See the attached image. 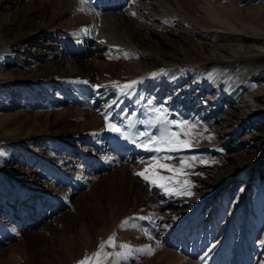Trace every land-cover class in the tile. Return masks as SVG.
<instances>
[{"label": "rangeland", "instance_id": "374dc122", "mask_svg": "<svg viewBox=\"0 0 264 264\" xmlns=\"http://www.w3.org/2000/svg\"><path fill=\"white\" fill-rule=\"evenodd\" d=\"M16 1L4 2L0 7L3 41H15L40 24L39 13H31V1L37 10L46 6L43 0ZM117 1L125 9L131 0L127 4ZM115 3L116 0L112 2ZM153 9L152 15L159 13ZM184 9L195 14L194 8ZM141 13L143 17L151 16ZM25 18L30 21L25 22ZM157 23L160 31L164 24ZM111 26L119 29L124 41L130 39L127 25ZM63 35L59 38L49 33L39 43L23 39L0 48V264H79L114 233L116 247L106 246L105 252L123 253L121 244L133 249L132 255L120 264H154L160 258V264H176L173 255H166L168 249L197 264H262L264 148L253 154H244L242 147L219 149L196 124L191 148L159 154L146 150L140 145L147 136L137 137L143 132L159 135L162 125L156 123L154 109H164L161 97L152 86L146 87L141 77L145 67L152 66L149 60L128 52L113 54L112 60L120 63V70L118 78L107 83H103V72L100 78L90 81L64 75L35 77L32 65L36 61L44 63L41 59L58 65L61 71L68 69L71 57L102 70L105 57L84 53L80 47L82 38L70 32ZM168 37L171 45H189L184 35ZM132 70H137L140 77L128 79ZM124 85L132 86L125 89ZM166 112L167 120L188 121L178 110ZM118 115L125 119L124 127L115 118ZM106 119L125 135L108 131ZM172 131L179 130L173 125ZM165 154L175 157L168 164L176 167L179 157L196 156L205 161L194 162L192 168L185 169L188 175L178 177L180 181H190L188 191L194 194H183L182 183L172 184L181 194H169L135 174L148 167L154 156ZM157 174L173 175L163 169H157ZM201 183L218 187L201 204L199 219L190 224L189 230L188 224L176 220L169 234L161 231L159 216L171 219L179 210L173 203L162 206L167 199L155 198V194L150 196L147 208L140 204L154 190L165 192L171 200L194 197ZM244 186L250 209L246 214L249 221L242 228L245 208L237 209L235 220L230 212ZM218 200L223 205L215 215L217 209L212 205ZM187 208L192 210L191 205ZM211 210H215L214 217ZM126 220L129 225L122 227ZM184 231L186 242L182 239ZM172 234H176L173 246L168 244ZM147 247L154 250L152 256L134 251Z\"/></svg>", "mask_w": 264, "mask_h": 264}, {"label": "bare ground", "instance_id": "6f19581e", "mask_svg": "<svg viewBox=\"0 0 264 264\" xmlns=\"http://www.w3.org/2000/svg\"><path fill=\"white\" fill-rule=\"evenodd\" d=\"M1 1L0 7L4 2H18ZM43 1L46 6L39 10L35 9L34 1L30 4L34 8H31V13H39L40 24L15 41L0 38V48L20 43L23 39L39 43V39L49 33L60 38L64 36L63 32H70L82 38L80 47L84 53L96 58L105 57V62L102 63V70L97 71L95 66L88 63L85 66L71 57L67 62L68 69L61 71L58 65L41 59L44 63L36 61V65H32L35 77L64 75L90 81L100 78L103 72V83H107L111 78H118L117 72L120 70V63L112 60L113 54L128 52L149 60L152 66L145 67L141 76L143 79H140L146 80L145 86H152L158 93L164 109L178 110L189 122L197 124L217 148L227 150L242 147L244 154H253L257 149L264 148V0H135V3L131 0L125 9L123 5L119 6L117 0L115 4H112L114 0H109V3L108 0H90L85 5H81L80 0ZM123 3L129 2L123 0ZM81 7L84 11H79ZM183 7L194 8L195 14H189ZM153 8L159 13L152 15ZM142 11L151 13V16L143 17ZM26 21L30 20L25 18ZM157 22L164 24L160 31ZM115 23L127 25L128 41L123 40L124 35L119 29L111 26ZM10 26L12 23L8 24V30L12 29ZM169 35H184L189 45L186 47L182 43L179 46L177 42L171 45L166 40ZM137 72L130 71L127 78H139ZM153 73L156 75L153 76ZM115 118L123 127L126 125L123 117L118 115ZM201 184L200 192L195 193L194 197L171 200L166 198L165 192L152 189L154 191L149 192L148 198L139 203L147 208L152 200L150 196L155 194V198L167 199L162 206L173 203L179 210L171 219L159 216L157 220L161 231L169 234L176 220L182 225L188 224L189 230L190 224L199 219L201 204L213 196L218 187V184ZM245 188L233 201L230 212V217H234L238 208H245L242 228L249 221L246 214L250 209L249 193L245 192ZM189 205L192 210L187 208ZM222 205L221 201H214L212 206L216 207L217 213L216 209L211 210L212 217L219 214ZM186 231L182 233L185 242ZM176 234L171 235L169 245H174ZM166 253L175 257L176 264H197L173 249H168ZM112 258L108 257L104 264H112ZM161 259L154 264H160Z\"/></svg>", "mask_w": 264, "mask_h": 264}, {"label": "snow or ice", "instance_id": "6c2138e0", "mask_svg": "<svg viewBox=\"0 0 264 264\" xmlns=\"http://www.w3.org/2000/svg\"><path fill=\"white\" fill-rule=\"evenodd\" d=\"M89 2L90 0H80L81 5L88 4ZM133 2L135 3V0H133ZM79 11H84V8L81 7ZM97 15H99V13H97ZM132 15L135 16L136 13H132ZM101 43H103V41H101ZM125 58H127V54H125ZM152 75L155 76L156 73H153ZM131 86L132 85H124L123 88L126 89L130 88ZM149 103H151V101H149ZM154 112L156 113L157 117L156 123L162 125V127L159 129V135H151L147 132L140 133L137 139H139V137L147 136V140L141 141L140 146L144 147L146 150L152 151L157 154L177 152L182 149L191 148L193 146V140L195 139L193 135V129H195L196 124L190 123L188 121L174 122L171 120H167L165 119L167 115L166 110L159 107L155 108ZM173 125L179 131H172ZM106 128L110 132L125 135V133L121 132V129L117 127L115 123L108 122L107 119ZM181 136L186 137V139H181ZM133 142H135V140ZM0 155L3 154L0 153ZM174 158L175 157L167 154L162 156H154L148 167H145L143 171L137 172L135 174L141 177L144 181L163 188L165 192L169 194H181L180 191H177L173 187H170V185L174 183H182L184 186L183 194L190 196L193 194L188 191L190 181H180L178 177L181 175H188L189 173L185 172V169L192 168L194 166V162L199 160L200 163H205V161L196 156H191L179 157V167L165 163V161H170ZM157 169H163L166 172H171L173 175L168 177L158 175ZM140 219L143 218L141 217ZM128 225L129 222L126 220L123 222L122 227ZM262 243H264V241H262ZM106 246L110 248L116 247L115 233L110 236L106 242L101 243L99 245L98 250L92 253L91 256H86L83 260L79 261V264H103L104 260L108 259L110 255H113L112 264H120V261L127 260L133 253V249H131L127 244L119 245V247L121 249H124L125 251L123 253L115 254L105 252ZM157 247H160V245H157ZM134 251L139 253L141 256H152L154 253V250L151 247L135 249Z\"/></svg>", "mask_w": 264, "mask_h": 264}]
</instances>
